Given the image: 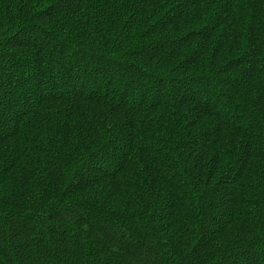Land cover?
<instances>
[{
	"label": "trees",
	"instance_id": "obj_1",
	"mask_svg": "<svg viewBox=\"0 0 264 264\" xmlns=\"http://www.w3.org/2000/svg\"><path fill=\"white\" fill-rule=\"evenodd\" d=\"M0 264H264V0H0Z\"/></svg>",
	"mask_w": 264,
	"mask_h": 264
}]
</instances>
